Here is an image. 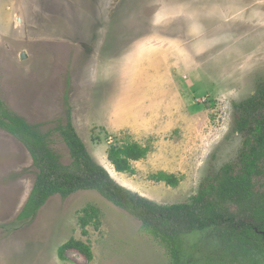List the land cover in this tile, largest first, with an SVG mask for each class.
I'll use <instances>...</instances> for the list:
<instances>
[{
  "label": "rangeland",
  "instance_id": "374dc122",
  "mask_svg": "<svg viewBox=\"0 0 264 264\" xmlns=\"http://www.w3.org/2000/svg\"><path fill=\"white\" fill-rule=\"evenodd\" d=\"M263 78L264 0H0L5 106L48 134L64 166L71 159L58 129L70 118L97 164L158 205L187 202L235 159V105ZM132 142L147 157L132 163L134 175L115 172L109 147ZM158 172L178 186L151 180ZM36 175L26 148L0 129V264H171L137 219L95 191L54 195L33 220L18 221ZM91 207L99 226L83 235L79 220ZM70 239L88 244L92 260L75 250L60 260ZM212 240L189 237L183 262L264 264Z\"/></svg>",
  "mask_w": 264,
  "mask_h": 264
},
{
  "label": "trees",
  "instance_id": "16d2710c",
  "mask_svg": "<svg viewBox=\"0 0 264 264\" xmlns=\"http://www.w3.org/2000/svg\"><path fill=\"white\" fill-rule=\"evenodd\" d=\"M235 113L233 130L242 137L235 159L203 178L196 194L187 202L158 205L119 185L97 164L70 118L58 129L71 159L70 165L64 166L50 148L48 134L11 112L0 99V129L26 148L37 170L17 219L33 220L54 195L67 198L78 191H95L137 219L142 230L168 253L171 264H189V261L183 262L185 244L189 237L197 235L217 240L228 255L236 256L239 252L249 257L264 255V78L257 82L250 97L235 105ZM148 152V147L138 143H124L109 147L107 159L115 172L134 175L132 163L145 159ZM151 180L172 188L180 182L165 172L151 175ZM79 222L82 234L87 235L88 225L99 226L98 210L85 209ZM69 250L92 260L89 245L75 239L59 247L58 258L65 261L64 253Z\"/></svg>",
  "mask_w": 264,
  "mask_h": 264
},
{
  "label": "water",
  "instance_id": "95a60500",
  "mask_svg": "<svg viewBox=\"0 0 264 264\" xmlns=\"http://www.w3.org/2000/svg\"><path fill=\"white\" fill-rule=\"evenodd\" d=\"M25 57H26V56H25L24 53L20 56L21 60H22V59H25Z\"/></svg>",
  "mask_w": 264,
  "mask_h": 264
},
{
  "label": "flooded vegetation",
  "instance_id": "af4514ba",
  "mask_svg": "<svg viewBox=\"0 0 264 264\" xmlns=\"http://www.w3.org/2000/svg\"><path fill=\"white\" fill-rule=\"evenodd\" d=\"M236 133V132H235ZM238 134V133H237ZM240 135V134H239ZM241 136V135H240ZM242 138V137H241ZM241 142H242V140H241ZM241 147V146H240ZM239 151V150H238ZM237 156V155H236ZM261 256H264V255H261Z\"/></svg>",
  "mask_w": 264,
  "mask_h": 264
}]
</instances>
